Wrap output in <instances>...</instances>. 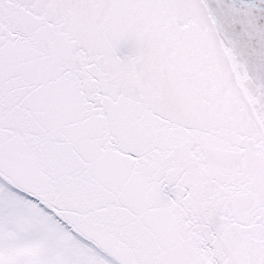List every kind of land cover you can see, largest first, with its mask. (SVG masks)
I'll return each instance as SVG.
<instances>
[{"label":"snow or ice","instance_id":"1","mask_svg":"<svg viewBox=\"0 0 264 264\" xmlns=\"http://www.w3.org/2000/svg\"><path fill=\"white\" fill-rule=\"evenodd\" d=\"M0 264H264V0H0Z\"/></svg>","mask_w":264,"mask_h":264}]
</instances>
